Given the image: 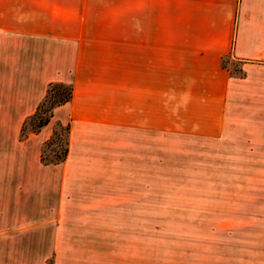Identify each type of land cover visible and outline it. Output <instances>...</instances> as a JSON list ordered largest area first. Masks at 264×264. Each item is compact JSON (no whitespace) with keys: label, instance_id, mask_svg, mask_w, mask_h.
I'll list each match as a JSON object with an SVG mask.
<instances>
[{"label":"crops","instance_id":"1","mask_svg":"<svg viewBox=\"0 0 264 264\" xmlns=\"http://www.w3.org/2000/svg\"><path fill=\"white\" fill-rule=\"evenodd\" d=\"M0 36L57 49L0 107V248L52 228L55 264H146L140 237L137 252L85 214L132 205L147 163L161 169L165 134L186 137L197 170L190 222L215 229L173 237L167 264H264V0H0ZM48 83L71 85V98L20 141ZM56 122L69 131L51 208L39 152ZM31 194L37 206L20 213Z\"/></svg>","mask_w":264,"mask_h":264},{"label":"rangeland","instance_id":"2","mask_svg":"<svg viewBox=\"0 0 264 264\" xmlns=\"http://www.w3.org/2000/svg\"><path fill=\"white\" fill-rule=\"evenodd\" d=\"M45 47L43 44H34V42L25 38L0 36V107L10 102V95L27 93V85L22 84L24 80L19 82L17 78L27 76V68L32 66L34 60L36 63H39V59H46L52 63L57 49L55 48L54 51L47 52ZM227 66L233 72V69H238L239 64L229 62ZM14 79L18 83H14ZM19 87H23V89L19 90ZM2 118L0 116V123ZM56 123L51 124L52 129ZM57 133L58 142L51 146L55 150H58L62 146L64 139L63 132L57 130ZM1 134L2 131L0 130V136ZM1 145L2 141H0V147ZM44 155L50 157L48 150L44 151ZM48 171L51 172L52 176L46 195H49V205L53 208L57 188V181L55 179L57 177L55 176L57 168H51L50 166L48 167ZM190 172L191 174L195 173L197 175V170L193 171V165L190 164L186 137L164 134L161 169L159 170L157 164V170L154 172L151 169L150 161L149 164L147 163L146 188L145 190L143 187L140 188V197H136V201L131 197L132 205L120 211L87 213L85 215H88V218L100 219L112 223L108 225L113 226H108L100 230L105 232V234L108 231L116 237L126 236L132 240L134 239L133 241L131 240V243L125 244V246L132 249L135 247L137 252L139 244L138 242L134 243V241H138L140 237L141 252L144 251V247L146 249V264H167L170 259V242L173 237L201 234L209 235L212 230H215L193 227L192 222H190L192 213L188 212V203L190 200L189 191H193V182L192 180L191 183L189 181ZM142 184L143 181H141ZM196 185L197 182H195V188ZM143 191L145 196H143ZM36 199L37 196L31 194L29 198L24 200V203L21 202L22 212L20 213H24L26 206L30 208L32 205L37 206ZM195 204H197V201ZM54 218L55 214L52 211L50 212V219L53 220ZM50 230L52 231L53 229H35V242L32 244H2L0 248V264H55ZM143 237L146 238L145 243L142 240ZM28 239L30 240V238ZM99 245L104 247V251L109 247L107 243ZM31 252L34 254L33 259L22 258L23 254ZM44 256L46 258L42 259L41 257ZM136 264H138V261H136Z\"/></svg>","mask_w":264,"mask_h":264},{"label":"trees","instance_id":"3","mask_svg":"<svg viewBox=\"0 0 264 264\" xmlns=\"http://www.w3.org/2000/svg\"><path fill=\"white\" fill-rule=\"evenodd\" d=\"M229 59L225 58L220 61L221 68L225 69L229 74L240 77L242 75L240 69H228ZM71 85L63 83H48L42 100L36 106L34 113L28 116L22 123L19 130V140H23L28 134L37 133L42 127L46 126L52 117L54 108L69 102L71 98ZM57 130L64 133L62 146L58 150L51 148L58 142ZM68 125L62 126L59 123L54 125L50 137L42 144L40 149L39 161L43 166H55L65 160L67 154V135ZM48 150L50 157L44 155V151Z\"/></svg>","mask_w":264,"mask_h":264}]
</instances>
